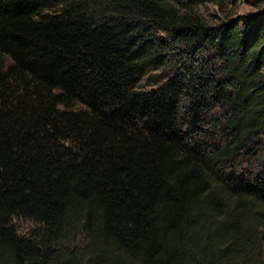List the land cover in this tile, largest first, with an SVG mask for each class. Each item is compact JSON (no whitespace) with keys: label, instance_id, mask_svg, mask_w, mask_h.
<instances>
[{"label":"trees","instance_id":"16d2710c","mask_svg":"<svg viewBox=\"0 0 264 264\" xmlns=\"http://www.w3.org/2000/svg\"><path fill=\"white\" fill-rule=\"evenodd\" d=\"M235 5L0 0V264H264V8Z\"/></svg>","mask_w":264,"mask_h":264},{"label":"rangeland","instance_id":"374dc122","mask_svg":"<svg viewBox=\"0 0 264 264\" xmlns=\"http://www.w3.org/2000/svg\"><path fill=\"white\" fill-rule=\"evenodd\" d=\"M232 2L236 4L235 7L231 6L230 8V12H232L234 16L260 11L264 8V0H232ZM199 10L206 17L212 15L219 16L216 7L210 4L199 7ZM12 226L19 235H27L35 227L32 222L21 218H14L12 220Z\"/></svg>","mask_w":264,"mask_h":264}]
</instances>
